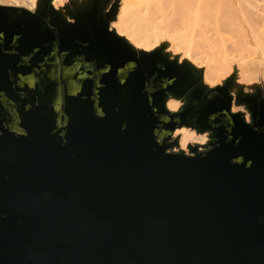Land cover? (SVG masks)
<instances>
[{
    "label": "water",
    "instance_id": "1",
    "mask_svg": "<svg viewBox=\"0 0 264 264\" xmlns=\"http://www.w3.org/2000/svg\"><path fill=\"white\" fill-rule=\"evenodd\" d=\"M51 2L0 6V264H264L261 90L137 50L101 0L75 22ZM181 127L209 133L204 150L172 151Z\"/></svg>",
    "mask_w": 264,
    "mask_h": 264
},
{
    "label": "rangeland",
    "instance_id": "2",
    "mask_svg": "<svg viewBox=\"0 0 264 264\" xmlns=\"http://www.w3.org/2000/svg\"><path fill=\"white\" fill-rule=\"evenodd\" d=\"M89 1L90 0H69L67 4L59 8L54 6L52 2L51 4L54 8L68 16L67 9H72L75 5L82 6ZM119 1L120 0H101L100 2L104 14H109L112 17L109 21L110 29L115 30L119 35L124 36L137 50L153 51L159 49L155 48L154 45L151 46V50L146 49L145 41H142V39L135 38L134 36L130 35V32L127 29V27L131 25V22L136 23L134 22L135 20H133L132 18L135 15H132L131 11L128 9V4H135L133 7L135 9H138L141 7V4L137 6L136 3L140 2L141 0H137L133 3L123 0L122 4H120ZM145 1L148 3V0H144L142 2L145 3ZM151 2L152 1L149 0V4ZM154 3H151V5H149L150 10L147 6V9L151 11L150 17H152V19L147 20L148 25L152 27L154 24H161V26L163 25L162 29H165L166 27V30L163 31L171 30V32H169L170 35L173 34L172 36L174 37L176 35V37H178V35L182 36L183 31L189 28L186 26L187 29H185L184 25V22H186L185 20L190 19L189 16L187 19H185V16V20L183 22H180V19H183L180 18L178 19L179 21L177 20V22H174L173 25H169L168 23H170L169 21L171 20L169 17L173 13L169 12L170 7L167 6L168 3L166 5L165 3L162 4L163 6L157 5L159 2H156L157 4ZM145 5H142L144 7V12L142 14L147 13ZM141 11H143L142 8ZM198 13L199 11H195L191 14L192 16L190 17L192 18L193 15H197ZM67 18L69 19V16ZM193 21L195 22L194 19ZM206 21H199V23L201 22L200 26L203 29L208 26L205 29L208 30L207 33L205 32L203 34L201 32L202 30L200 31L198 27L197 30L195 29L196 27H194L193 31L191 30L192 28H190L189 30H191L192 32L188 30L189 33L187 34H189V36L186 35L181 37L185 40L181 48L173 47V40L168 38L166 39L169 41L168 47H163L165 45V42H162L163 45L161 46V48H164L166 51L164 53L168 54L171 59H177L180 63L188 62L193 66L194 70H197V73L203 71L204 82L209 87L221 86L226 82L228 78L233 77L232 92L234 95H237V93L240 92L242 89V92L247 93L246 91H244V88L246 87H248L250 90H256L261 85L259 89L261 90L262 95L264 96V33L257 32L251 35H247L246 31H242V29H240V26L229 25L227 21L226 25L222 27H220V22L209 23L210 21ZM202 22L206 25L205 27ZM133 23L132 26H136ZM199 23L197 26H199ZM183 26L184 30H181L183 29ZM189 26L191 25L189 24ZM221 28L222 30H220ZM262 29L264 28H261V30ZM219 31L222 35L217 34L219 33ZM171 97L175 98L172 102L178 100L181 102L182 106V100L176 98L173 95H170L167 100L168 109L172 110L168 106L170 103L169 99ZM233 109L234 111L245 112L246 117L250 119V113L248 112L245 104L234 102ZM174 136L179 137V145L181 146V148L186 149V151L189 150L190 144H198L201 147V145L207 143L209 140V133H201L191 127L178 128L175 131ZM202 137H206V142H202L204 141Z\"/></svg>",
    "mask_w": 264,
    "mask_h": 264
},
{
    "label": "bare ground",
    "instance_id": "3",
    "mask_svg": "<svg viewBox=\"0 0 264 264\" xmlns=\"http://www.w3.org/2000/svg\"><path fill=\"white\" fill-rule=\"evenodd\" d=\"M40 1L41 0H37V4H39ZM142 1H144V0H141L140 2L136 3L137 6L141 4L140 8L137 7L139 9V11H138V9H135L133 7L135 4L134 5L128 4V9L131 11L132 15H135L132 18H133V20H135L134 22H136V23L131 22V25H129L127 27V29L130 32V35L134 36L135 38H140V39H142V41H145V48L148 50L152 49V47H151L152 45H154L155 48H161V46L163 45L162 42H165V45L163 47H168L169 41L166 40L168 38L173 40V42H174L173 47L181 48L182 44L185 42V40L182 39L181 37L186 36V35L189 36V34H187V33H189L188 30L190 28H192L191 30L193 31L194 27H196L195 28L196 30L198 27V29H200V31L202 30L201 32L203 34L205 32L207 33L208 30H205V29L208 26L203 29L200 26L201 22L199 23V21H204V20L205 21L208 20V22L210 21L209 23L220 22V27L226 25V21H227V23L229 25L240 26V29H242V31H246L247 35H251V34H254L257 32L264 33V29L261 30V28H264V0H167V1H165V0H158V1L150 0V1H152L151 3L159 2L158 4L156 3L159 6L164 4V3H165V5L168 3L167 6L170 7L169 12L173 13L169 17L171 20L170 21L168 20L170 23L167 22L169 25H171V24L173 25L174 22H177V20L180 18H183V19H180L181 20L180 22H183L189 16L190 19H187L188 22H187V20H185L186 22H184L185 29H187L186 26L189 28L187 30H184V26H183V29H181V30H184L182 33V36L178 35V37H176L177 36L176 35L175 36L176 38L174 36H172L173 34L170 35L169 32H171V30L170 31H163V30H166V27H165V29H162L163 25L161 26V24H154L152 27L148 25L147 20L152 19V17H150L151 11H149L150 10L149 5H151V3L149 4V0H148V3L146 1H145V3ZM142 5H145L146 9L149 7V10L147 9V11H146L147 13L142 14L144 12V7ZM82 6H76L75 5L73 8L82 7ZM141 8L143 9V11H141ZM193 11L194 12L199 11V13L197 15L195 14L192 17L195 20V22L190 17V16H192L191 14L194 13ZM134 13H136V14H134ZM185 16H186V18H185ZM66 17H68V16H66ZM169 18H167V19H169ZM69 20H70V18H69ZM190 22H192V23H190ZM132 23L135 24L136 26H134V25L132 26ZM163 23H165V22H163ZM198 23H199V26H197ZM189 24L191 26H189ZM202 24H203V22H202ZM182 25H183V23H182ZM203 25H204V27L206 26L205 24H203ZM218 25H217V27H218ZM179 26H181V25H179ZM169 27H171V26H169ZM171 28H173V27H171ZM151 30H154V31H151ZM191 30H189V31H191ZM220 30H222V28ZM180 34H181V31H180ZM217 34L222 35L220 33V31ZM217 40H219V39H217ZM163 52H166L165 49L163 50ZM191 67L193 68L192 65H191ZM196 71L197 70H194L195 73H197ZM174 99L175 98L171 97L169 99V102H172ZM202 139H205V137H202Z\"/></svg>",
    "mask_w": 264,
    "mask_h": 264
},
{
    "label": "flooded vegetation",
    "instance_id": "4",
    "mask_svg": "<svg viewBox=\"0 0 264 264\" xmlns=\"http://www.w3.org/2000/svg\"><path fill=\"white\" fill-rule=\"evenodd\" d=\"M69 21H71V22H75V20L74 19H71V20H69ZM105 21H106V18L104 17H100V16H98L97 17V21L96 20H94V19H92L91 18V15L90 14H84V15H82V16H80L78 19H77V23H78V26H79V28H84V27H92V26H98V27H100V26H104V24H105ZM110 30H112V29H110ZM77 41H76V43L78 44V45H80V46H82V47H84L86 44H85V42H83V41H80V40H78V39H76ZM82 50H84V49H82ZM82 50H79L78 51V53L79 52H81ZM59 53H61L60 52V49H59ZM73 57V56H72ZM134 57V59H136V61H138L139 63H141V55L140 54H137V55H135V56H133ZM29 59H30V57H27V58H24V61H29ZM79 59V58H78ZM73 60H75V58H73ZM80 61H81V63L83 62H87L86 61V59L85 58H83V57H81L80 58ZM128 62V61H127ZM62 63H60V65H61ZM85 64V63H84ZM138 65V64H137ZM158 67H160V69H162V70H166L167 68H165L164 66H161V65H158ZM91 76H93V77H95L96 75H97V69L95 68V67H93V66H91ZM156 75V74H155ZM161 81L164 83V82H166L165 84H167V82L168 81H166V80H164V79H161ZM172 81V80H171ZM170 83V82H169ZM168 86V85H167ZM211 88H214V87H210V89ZM61 93H63V91L61 90ZM217 96H219V94L217 93V92H212V93H210V94H208V96H207V99H214L215 97H217ZM184 105V102H182V106ZM182 106H181V108H179V110H181L182 109ZM170 110V109H169ZM179 110H177V111H179ZM170 111H172V110H170ZM177 111H173V112H177ZM231 112H233V113H237V112H241V111H234V109H233V107H232V111ZM12 114H14V115H16L15 113H14V111L12 112ZM11 121V122H10ZM247 122L248 123H251L252 121H251V119H248L247 118ZM21 122H20V119H18V120H14V121H12V120H8L5 124H12V125H15V124H20ZM175 133V132H174ZM175 136H174V134H173V138H174ZM199 150H204V148H202V147H200L199 148ZM172 151H174V152H178V151H185L187 154H191V152H190V150H188V151H186V149H183V148H181V146L179 145L178 147L177 146H174V148H173V150ZM168 152H169V150H168Z\"/></svg>",
    "mask_w": 264,
    "mask_h": 264
},
{
    "label": "clouds",
    "instance_id": "5",
    "mask_svg": "<svg viewBox=\"0 0 264 264\" xmlns=\"http://www.w3.org/2000/svg\"><path fill=\"white\" fill-rule=\"evenodd\" d=\"M69 0H52V3L56 7H63L65 4H67ZM14 6V7H23L27 9L30 12H35L36 11V5H37V0H0V6ZM173 111L179 110L181 106L180 101H174L170 102L168 105ZM206 142V137L204 141Z\"/></svg>",
    "mask_w": 264,
    "mask_h": 264
},
{
    "label": "crops",
    "instance_id": "6",
    "mask_svg": "<svg viewBox=\"0 0 264 264\" xmlns=\"http://www.w3.org/2000/svg\"><path fill=\"white\" fill-rule=\"evenodd\" d=\"M127 2H130V3H133V2H136L137 0H126ZM120 2V4H122L123 3V0H120L119 1ZM63 13V12H62ZM64 14V13H63ZM263 85V84H262ZM261 87V85L258 87V89ZM245 90L244 91H246L247 93H254L256 90H250L248 87H246V88H244ZM243 90V89H242Z\"/></svg>",
    "mask_w": 264,
    "mask_h": 264
}]
</instances>
